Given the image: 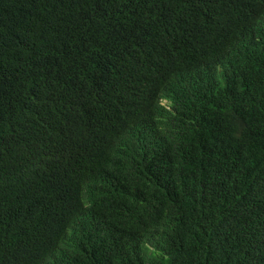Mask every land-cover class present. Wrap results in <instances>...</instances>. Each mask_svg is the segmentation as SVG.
Returning <instances> with one entry per match:
<instances>
[{
    "label": "trees",
    "instance_id": "trees-1",
    "mask_svg": "<svg viewBox=\"0 0 264 264\" xmlns=\"http://www.w3.org/2000/svg\"><path fill=\"white\" fill-rule=\"evenodd\" d=\"M0 264H264V0H0Z\"/></svg>",
    "mask_w": 264,
    "mask_h": 264
}]
</instances>
